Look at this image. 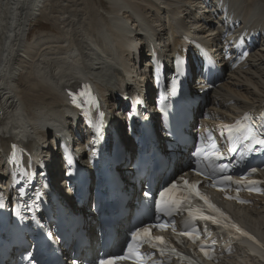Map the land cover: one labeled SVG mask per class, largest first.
<instances>
[{
    "label": "bare ground",
    "instance_id": "bare-ground-1",
    "mask_svg": "<svg viewBox=\"0 0 264 264\" xmlns=\"http://www.w3.org/2000/svg\"><path fill=\"white\" fill-rule=\"evenodd\" d=\"M81 1L0 0V111H3L0 112V142L19 139L43 148L52 157L54 171L58 170V155L47 137L51 130L64 129L65 120L70 115V97L81 88L86 89L112 108L120 70L135 60L139 64L146 62L133 58L136 45L145 44V40L158 35L162 22L163 26L172 28L176 45L180 33L173 22L179 21L178 14H183L185 5L200 2L171 0L176 3L172 5L170 0H147L146 19L139 3L105 0L110 3V10L99 12L97 21H93L89 15L99 11L97 3L94 0ZM263 1L229 0V4L236 16L249 17L247 22L251 30L263 33ZM203 17L207 19L209 15ZM37 19L51 24L58 34L40 31L29 39ZM155 20L158 25H154ZM79 35L86 37L82 47ZM191 37L205 38L202 32ZM129 74L134 82L138 80L134 72ZM228 77L210 98L208 111L213 116L233 117L237 112L264 103V44L251 56L248 69L237 70ZM228 102L234 105L227 106ZM122 110L120 107L116 115L120 116ZM83 139L82 134L76 142ZM54 179L56 181L57 174ZM59 183L64 187L61 181ZM63 192L67 196L66 191ZM254 201L250 208L231 204L227 208L264 241V198H254ZM238 248V255L224 264H254L249 253L264 256L246 242H240Z\"/></svg>",
    "mask_w": 264,
    "mask_h": 264
},
{
    "label": "snow or ice",
    "instance_id": "snow-or-ice-1",
    "mask_svg": "<svg viewBox=\"0 0 264 264\" xmlns=\"http://www.w3.org/2000/svg\"><path fill=\"white\" fill-rule=\"evenodd\" d=\"M179 59L177 60V71L179 72V66H180ZM89 95V103H95L94 98H91L90 91L87 93ZM70 95H72L70 93ZM83 95V93L81 94ZM73 103L76 104L77 107H80V104L77 102V97H72ZM102 116V114H101ZM264 119V115L261 117ZM252 120V117L245 115L243 118V121H238L234 126H230L227 128V131L229 133V139L231 140H239L241 143L248 142L245 146L248 147L249 151L252 150V148L256 145H259L261 148H264V132L258 131L257 128L253 127L252 123H247ZM226 167V166H225ZM224 169L221 168L220 171H223ZM253 172L256 171V169L252 170ZM226 179L231 180V177H226ZM187 184V182H185ZM191 194L198 196L200 199L204 200L207 203V198L200 195L199 192L196 191V186L191 185ZM176 188V185H172L171 189H166L165 192H161L162 202L158 206V210L166 215H172L174 211H177L180 209L182 204V199L187 200L188 197L178 198L174 195L173 190ZM168 193L167 198L165 199V194ZM0 207H3L2 204H0ZM209 208H213L211 204H209ZM190 216H192V212L189 213ZM197 215L201 219H211V217L203 216L199 210H197ZM215 222V221H213ZM187 226V225H186ZM157 227L161 228V230H164L167 226L166 225H157ZM173 230L174 226H173ZM239 231V229H237ZM182 235H188L189 238L195 240L198 239V236H193L190 232H184ZM132 240L138 241L135 246L133 243H129L127 246V249L125 252H123L120 255L117 256H111L107 259H102L99 261V264H115L116 261L120 260H131L132 264H144L145 257L144 255L139 251V248L142 246L143 243L150 244L153 248H159V251L161 254H164V247H159L160 245H164L165 241L162 237H152L150 235V229L149 228H143V229H137L132 233ZM174 252L175 250L172 249ZM207 255V253H206Z\"/></svg>",
    "mask_w": 264,
    "mask_h": 264
},
{
    "label": "rangeland",
    "instance_id": "rangeland-1",
    "mask_svg": "<svg viewBox=\"0 0 264 264\" xmlns=\"http://www.w3.org/2000/svg\"><path fill=\"white\" fill-rule=\"evenodd\" d=\"M81 0H78V3H82V1L80 2ZM132 2H135L136 4L139 3L140 6H141V9L143 13V16L147 19L146 17V12L148 11V7L145 3H147L148 1L147 0H131ZM95 3H97V8L99 9V11L96 10L95 13L91 12V14L89 15L93 21H97L98 19V13L99 12H108L110 10V3H107L105 0H94ZM172 5H176V3H174L173 1H169ZM264 3V1H263ZM144 7V8H143ZM94 10V8H93ZM93 13V14H92ZM164 15V14H163ZM141 20V19H140ZM37 22L34 23L35 27L32 28V32H30V36L29 38H31L33 35L39 33L40 31H47V32H52V33H55L56 35L58 34V32L53 28V26L51 24H47L45 22H43V20L41 19H37L36 20ZM90 21V20H88ZM157 20H155L156 22ZM143 22V21H142ZM143 24V23H142ZM156 24L158 25V23L156 22ZM31 33H32V36H31ZM84 39L86 40V37L84 36H78V40H79V44L80 46L82 47V44H84ZM245 86L247 87L248 85L245 84ZM247 89V88H246Z\"/></svg>",
    "mask_w": 264,
    "mask_h": 264
}]
</instances>
